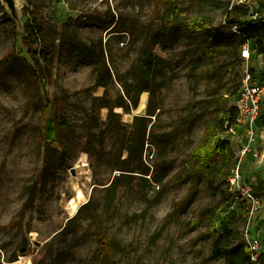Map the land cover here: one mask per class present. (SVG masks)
<instances>
[{"label":"rangeland","instance_id":"1","mask_svg":"<svg viewBox=\"0 0 264 264\" xmlns=\"http://www.w3.org/2000/svg\"><path fill=\"white\" fill-rule=\"evenodd\" d=\"M40 1L34 12L27 0H0V264L26 258L32 264H109L99 253V231L111 239V258L119 264H227L213 252L203 221L212 214L216 228L227 229V191H195L180 172L211 119L223 117L243 70L262 76L264 57L254 51L248 61L241 53L236 61L224 46L233 32L222 20L226 7L255 9V0H160L161 12L172 3L184 20L204 16L209 32L161 31L159 0ZM28 33L44 70L43 92L64 122L50 145L42 134V89L29 84L33 62L22 41ZM216 46L210 56L207 47ZM98 78L106 85L95 87ZM260 129L257 156L244 163L245 179L258 184L260 205L241 217V205L233 204L231 235L235 243L241 236L246 242V233L258 237L255 264H264ZM134 132L140 138L129 154ZM12 256L17 260L8 262Z\"/></svg>","mask_w":264,"mask_h":264},{"label":"trees","instance_id":"2","mask_svg":"<svg viewBox=\"0 0 264 264\" xmlns=\"http://www.w3.org/2000/svg\"><path fill=\"white\" fill-rule=\"evenodd\" d=\"M28 3L32 6V10L35 12L37 9L36 0H27ZM49 4L51 0H48ZM211 2L215 0H209ZM157 1L155 6V11L157 15H160L163 18V26L161 31L170 32L172 29H185L191 31H206L209 32L210 25L208 20L204 16H195L192 19L184 20L179 17L176 13L177 7L173 6L172 3L168 4L169 10L161 12L160 3ZM44 0L40 1V4L43 5ZM175 14L174 17L170 20V15ZM222 20L225 25L230 27H236V30H233L231 36L227 43L224 44L230 52L234 60H240V53L243 45L249 42H253V52L257 55L264 56V0H255V9H250L246 5H231L227 6L224 14L222 15ZM34 31V30H33ZM31 31V33H33ZM22 41L25 44L27 53L29 54L32 62L33 68L31 69V76L29 78V84L32 89L41 88L42 92L44 91V79L45 74L44 70L35 57V51L33 49V41L31 40L30 34H25L22 36ZM220 50V47H207L206 51L210 56L213 55V50ZM251 49V48H250ZM243 59V58H242ZM105 62L103 61V64ZM148 68L153 71V65L149 63ZM243 75V74H242ZM242 78V76H241ZM109 79V78H108ZM241 82V80H240ZM107 80H102L98 78L94 84L95 87L105 86ZM240 86V85H239ZM238 92L237 88H234L230 95L234 96ZM141 92H138L140 94ZM137 94V95H138ZM42 98L44 100L43 105V115H44V124L42 127L43 139L46 144L50 145L53 139L57 136L58 130L64 127V122L58 120V115L53 113L55 106H53L52 101L49 99L47 93H42ZM219 100L224 102L226 98L220 96ZM136 103V100L135 102ZM108 107V105H100L99 108ZM125 110L129 112V105L125 104ZM223 117H213L210 123L206 126L200 140H198L190 149V163L186 171L180 172L181 177L189 176L190 187L195 191L200 186H205L208 188H215L217 190L227 191V182L226 179L230 174L231 169L236 163L235 151L232 148L230 142L226 139L220 137L221 131L224 130L226 123L228 125L234 124L236 119V111L232 106H224ZM119 116V115H117ZM260 125L264 131V110L260 111L259 117ZM258 123V120H257ZM90 126V125H89ZM91 127V126H90ZM140 138L139 133H131L128 137L129 147L127 148L128 153H132V144L137 143V140ZM224 185V187H223ZM115 191V183H111L109 186V200L113 197ZM108 200V201H109ZM230 200L229 194L227 201ZM89 211L92 215L94 222L99 224L98 214L94 208H89ZM240 216L244 217L247 215L245 208L240 210ZM235 216L234 211L228 212L223 220L226 223L227 229L220 231L215 226V219L212 214H208L204 217L203 221L207 227V231L213 237V252L220 256L225 263L227 264H255L261 256L258 257L256 261H252L250 257V250L248 245L243 241V237H240V240L235 243L232 240V232L235 230L233 225V218ZM231 239V240H230ZM97 242L99 247V253L104 258H110L109 264H119L117 260L111 258V239L107 237L102 231H99L97 234ZM236 256H239L236 259ZM17 260L16 257H9L8 262Z\"/></svg>","mask_w":264,"mask_h":264},{"label":"built area","instance_id":"3","mask_svg":"<svg viewBox=\"0 0 264 264\" xmlns=\"http://www.w3.org/2000/svg\"><path fill=\"white\" fill-rule=\"evenodd\" d=\"M236 30V27L232 28ZM253 51L248 43L241 49V57L247 61L251 58ZM263 58V55H258ZM264 97V71L260 79H255L251 69L243 70L240 86L236 95L233 96L230 106L236 111L234 124L228 125L220 133L222 139L229 142L234 141L237 146L235 151L236 163L226 179L228 194L231 201L230 211L234 209L233 204L239 203L240 209L245 208L248 213L253 214L259 208L260 202L254 191L258 186L256 182L245 179L244 163L249 155L257 156L256 144L259 138L258 117L260 114L261 101ZM262 133L264 131L260 129ZM264 135V134H263ZM242 139V140H241ZM250 250L251 260L254 262L260 255L261 241L254 235L246 233V242Z\"/></svg>","mask_w":264,"mask_h":264},{"label":"bare ground","instance_id":"4","mask_svg":"<svg viewBox=\"0 0 264 264\" xmlns=\"http://www.w3.org/2000/svg\"><path fill=\"white\" fill-rule=\"evenodd\" d=\"M115 108L117 111L122 112L123 105L121 104L120 101L115 102ZM81 197H82V195H81ZM14 264H32V262H31V260L26 258V259H20L19 261L15 262Z\"/></svg>","mask_w":264,"mask_h":264},{"label":"water","instance_id":"5","mask_svg":"<svg viewBox=\"0 0 264 264\" xmlns=\"http://www.w3.org/2000/svg\"><path fill=\"white\" fill-rule=\"evenodd\" d=\"M3 1H5L7 4L11 3V0H3Z\"/></svg>","mask_w":264,"mask_h":264},{"label":"crops","instance_id":"6","mask_svg":"<svg viewBox=\"0 0 264 264\" xmlns=\"http://www.w3.org/2000/svg\"><path fill=\"white\" fill-rule=\"evenodd\" d=\"M249 156H250V155H249ZM249 156H248V157H249Z\"/></svg>","mask_w":264,"mask_h":264}]
</instances>
